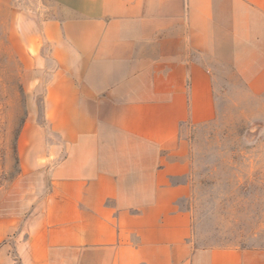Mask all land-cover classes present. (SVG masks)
Listing matches in <instances>:
<instances>
[{"label": "crops", "instance_id": "crops-1", "mask_svg": "<svg viewBox=\"0 0 264 264\" xmlns=\"http://www.w3.org/2000/svg\"><path fill=\"white\" fill-rule=\"evenodd\" d=\"M0 91V264H264L199 240L193 164L264 105V0H0Z\"/></svg>", "mask_w": 264, "mask_h": 264}, {"label": "rangeland", "instance_id": "rangeland-1", "mask_svg": "<svg viewBox=\"0 0 264 264\" xmlns=\"http://www.w3.org/2000/svg\"><path fill=\"white\" fill-rule=\"evenodd\" d=\"M5 103L0 91V122ZM218 104L216 124L193 139L197 235L207 245H264V105L237 91Z\"/></svg>", "mask_w": 264, "mask_h": 264}]
</instances>
